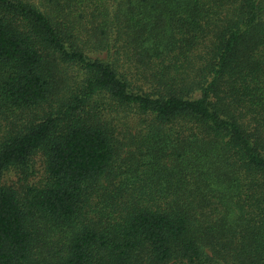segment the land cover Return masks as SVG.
<instances>
[{
  "label": "trees",
  "instance_id": "obj_1",
  "mask_svg": "<svg viewBox=\"0 0 264 264\" xmlns=\"http://www.w3.org/2000/svg\"><path fill=\"white\" fill-rule=\"evenodd\" d=\"M171 262L264 264V0H0V264Z\"/></svg>",
  "mask_w": 264,
  "mask_h": 264
},
{
  "label": "rangeland",
  "instance_id": "obj_2",
  "mask_svg": "<svg viewBox=\"0 0 264 264\" xmlns=\"http://www.w3.org/2000/svg\"><path fill=\"white\" fill-rule=\"evenodd\" d=\"M70 71L69 74L73 78H81L83 72L80 68H77L75 66L69 67ZM122 112L118 114L117 116L120 117V120L122 121L121 126H124V123L127 124V115H123ZM127 113V111H126ZM133 115L132 113H129ZM46 180V170H45V161L42 156V154L35 153L29 160L28 164L24 167H9L5 171V175L3 178V182L6 185L13 186L19 190L22 188H25L26 186H36L39 187L44 184ZM168 264H180L177 262H171Z\"/></svg>",
  "mask_w": 264,
  "mask_h": 264
}]
</instances>
